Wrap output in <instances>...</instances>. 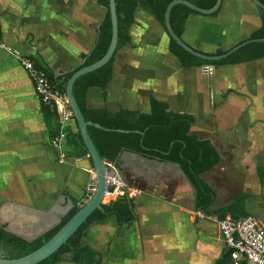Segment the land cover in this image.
<instances>
[{
  "label": "crops",
  "instance_id": "0c3cea01",
  "mask_svg": "<svg viewBox=\"0 0 264 264\" xmlns=\"http://www.w3.org/2000/svg\"><path fill=\"white\" fill-rule=\"evenodd\" d=\"M246 3L223 0L217 16L190 15L182 38L205 52L248 39L261 19L245 10ZM105 12L97 0H0V32L8 45L37 56L59 75L83 63L82 54L88 55L97 42ZM141 23L150 24L142 37ZM161 27L152 14L137 8L132 45L117 52L107 96L92 87L88 105L149 112L154 95L174 111L193 114L191 132L211 140L221 158L202 174L216 191L210 208L226 207L245 194L244 210L264 223V203L258 200L264 189V172L259 171L264 169V57L184 68ZM190 40L206 43L208 50ZM60 130L61 125L56 135ZM63 130L66 156L60 161L32 81L13 54L0 47V179L7 200L0 217L22 236L35 237L51 226L53 215L59 216L54 195L70 201L69 194L80 203L95 186L94 164L78 139L75 119ZM116 162L124 181L143 193L132 199L134 219L127 224L120 226L109 216L88 227L84 239L101 253L102 264H216L225 251L222 232L208 217L215 214L196 208L195 190L179 165L129 150Z\"/></svg>",
  "mask_w": 264,
  "mask_h": 264
},
{
  "label": "trees",
  "instance_id": "16d2710c",
  "mask_svg": "<svg viewBox=\"0 0 264 264\" xmlns=\"http://www.w3.org/2000/svg\"><path fill=\"white\" fill-rule=\"evenodd\" d=\"M172 0H116L118 16V44L114 55L102 67L88 72L78 78L74 84V95L87 121L99 123L101 127L88 126V132L104 161L117 163V159L124 150L141 154L147 158L167 160L177 163L188 181L195 190L196 208L205 214H215L219 218L227 215L234 219L250 215L244 210V199L247 195L240 194L235 197L232 204L212 210L210 207L215 201L216 191L204 180L202 174L212 169L220 161V153L209 139H202L191 132V126L196 122L193 114L177 112L170 109L167 101L150 95V111L143 112L138 109L120 108L110 111L107 107H90L87 103V94L90 88L99 87L103 96L108 94V87L113 78L114 62L119 49L132 45L131 26L135 23L137 8H142L154 16L166 31L165 11ZM205 9L213 7L216 0H188ZM264 4V0H259ZM106 8L105 16L99 25L98 38L95 46L88 55L82 54L83 63L74 70L56 75L47 65L40 62L37 56L31 58L36 65L44 68L54 87L66 93V85L70 76L79 68L90 65L99 60L109 48L112 38V23L109 10V0H97ZM221 8L210 16H217ZM261 25L254 30L248 39L264 38V10L258 9ZM200 14L183 4L172 8L170 22L173 30L182 37L190 15ZM169 50L180 61L184 68L206 64L226 65L247 62L264 57V42H251L241 47L228 57L210 61L197 57L181 47L172 37H169ZM218 55L225 52L217 49L215 52H205ZM41 109L47 122L50 136L54 137L60 128L59 116L55 109L41 102ZM76 121V120H75ZM55 122V124H54ZM57 123V124H56ZM77 123V121H76ZM78 125V124H77ZM78 139L89 153L80 131ZM259 167L260 173L264 172ZM72 206L61 221L33 240L21 237L7 228V224L0 221V247L6 252L7 258H17L26 255L52 238L79 210V201L67 195ZM134 201L126 196L115 199H104L102 208L96 209L87 220L74 232V234L50 257L39 264H58L71 262L74 264H102L101 253L90 246L84 239L86 231L95 222L104 221L114 216L120 226L134 219ZM216 264H232L228 251L225 249Z\"/></svg>",
  "mask_w": 264,
  "mask_h": 264
},
{
  "label": "water",
  "instance_id": "95a60500",
  "mask_svg": "<svg viewBox=\"0 0 264 264\" xmlns=\"http://www.w3.org/2000/svg\"><path fill=\"white\" fill-rule=\"evenodd\" d=\"M252 3L257 7V9L264 10V4L259 0H251ZM223 0H216V3L213 7L209 9L201 8L196 4L188 1V0H172L165 11V26L166 32L169 37H172L181 47L187 50L189 53L200 57L202 59L216 61L221 60L235 51L239 50L241 47L249 44L251 42H264V38H254V39H245L229 49L225 50L222 54L218 55H210L202 52L201 50L193 48L189 45L182 37H180L176 32L173 30L171 22H170V15L172 8L177 4H183L188 6L189 8L199 12L202 15H212L217 10H219L222 6ZM109 10L111 16V23H112V38L109 45L108 50L106 53L96 62L81 67L76 70L68 79L66 85V96L69 102V106L73 112L74 119L77 121L79 131L83 138V141L89 151V155L92 158L94 164V171H95V188L92 194L87 198L83 205L79 208V210L70 218V220L48 241H46L41 247L38 249L23 255L17 258H7L4 255L0 254V264H39L40 262L44 261L48 257H50L55 251H57L63 244H65L68 239L74 234V232L87 220V218L99 208H102V203L104 202V192L106 190V161L100 156L99 151L97 150L89 132L88 126L94 125L96 127H101L99 123H94L92 121H87L82 113V110L76 100L74 95V84L78 78L83 76L84 74L96 70L106 63L109 62L111 57L114 55L117 44H118V16H117V9H116V0H109ZM0 221L3 224H6L5 220L0 217ZM56 225V224H54ZM54 225L44 229L41 233L36 235L35 237L28 238L22 236L19 233H15L21 237H24L28 240H33L36 237L43 235L46 231L52 228ZM8 228V225H7ZM9 229V228H8ZM10 230V229H9ZM12 231V230H10ZM13 232V231H12Z\"/></svg>",
  "mask_w": 264,
  "mask_h": 264
},
{
  "label": "built area",
  "instance_id": "2783aa9c",
  "mask_svg": "<svg viewBox=\"0 0 264 264\" xmlns=\"http://www.w3.org/2000/svg\"><path fill=\"white\" fill-rule=\"evenodd\" d=\"M0 47L12 53L19 61L32 81L39 100L48 104L59 114L61 130L52 137L50 144L59 152L60 161H63L66 156L63 144L67 139V133L63 130V127L68 121L74 119L66 93L54 87L46 70L36 65L30 55L4 42L1 32ZM142 193L141 188L124 181L119 169L114 164H106L105 198L126 196L133 199ZM200 216H204V214H200ZM208 217L217 221L222 232L225 249L229 253L232 264H264V223L258 216L250 214L237 219L229 215L223 218L215 215H209Z\"/></svg>",
  "mask_w": 264,
  "mask_h": 264
},
{
  "label": "rangeland",
  "instance_id": "374dc122",
  "mask_svg": "<svg viewBox=\"0 0 264 264\" xmlns=\"http://www.w3.org/2000/svg\"><path fill=\"white\" fill-rule=\"evenodd\" d=\"M247 12H249V13H252V14H258L259 13V11H258V9H257V7L252 3V1L251 0H247V3H246V9H245ZM256 14V15H257ZM234 18L235 17H233L232 18V20H234ZM141 26H140V28H138V30H139V34L141 35V32L143 31V33H144V31L148 28V26L150 25V24H148V23H145V24H140ZM146 25V26H145ZM162 29H163V27H161ZM164 30V29H163ZM165 31V30H164ZM166 32V31H165ZM163 33V32H162ZM157 34V33H156ZM156 34H154V41H157L158 39L156 38V37H158L160 34H161V30L160 31H158V34L156 35ZM168 34H167V32H166V35H164L165 36V39H168V37L169 36H167ZM141 37H142V35H141ZM153 39H151V40H153ZM139 40H140V38H139ZM141 41V40H140ZM190 42H192V43H194L195 45H198V47L199 48H201L202 50H208V48H207V45H206V43H198L197 41L195 42V41H193V40H190ZM3 164V163H2ZM264 171V170H263ZM260 174H262V173H260ZM260 179V178H259ZM261 182V181H260ZM261 184H262V187H263V185H264V182H261ZM94 188H95V186H94ZM92 190H91V194H92V192H93V187L91 188ZM90 194V195H91ZM89 195V196H90ZM89 196L88 197H86V198H84L83 197V199L82 200H80V204L81 205H83L84 204V202L87 200V198H89ZM106 199H108V198H106ZM258 200L260 201V200H262L263 201V203H264V189L262 190V191H260V193H258ZM54 202H55V204H57L58 202H59V204L61 205V208H60V210H59V216H57V215H53L52 216V218L51 219H49V223L52 225V224H58L60 221H61V217L64 215V214H66L67 212H68V210L70 209V207H71V203H70V201L69 200H67V198H65V197H63V195H54ZM6 204H7V200H6V196H5V194H4V179L3 178H1L0 179V212L5 208V206H6ZM1 214V213H0ZM2 215V214H1ZM2 218V217H1ZM61 264V263H60Z\"/></svg>",
  "mask_w": 264,
  "mask_h": 264
},
{
  "label": "flooded vegetation",
  "instance_id": "af4514ba",
  "mask_svg": "<svg viewBox=\"0 0 264 264\" xmlns=\"http://www.w3.org/2000/svg\"><path fill=\"white\" fill-rule=\"evenodd\" d=\"M44 226V225H43ZM0 254L7 256L6 252L0 247Z\"/></svg>",
  "mask_w": 264,
  "mask_h": 264
},
{
  "label": "bare ground",
  "instance_id": "6f19581e",
  "mask_svg": "<svg viewBox=\"0 0 264 264\" xmlns=\"http://www.w3.org/2000/svg\"><path fill=\"white\" fill-rule=\"evenodd\" d=\"M106 198H107V197H106ZM106 198H105V199H106Z\"/></svg>",
  "mask_w": 264,
  "mask_h": 264
}]
</instances>
